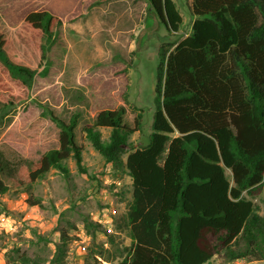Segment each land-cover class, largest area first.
<instances>
[{"label": "trees", "instance_id": "obj_1", "mask_svg": "<svg viewBox=\"0 0 264 264\" xmlns=\"http://www.w3.org/2000/svg\"><path fill=\"white\" fill-rule=\"evenodd\" d=\"M147 1L169 32L179 31L182 16L173 0ZM189 8L190 32L159 47L149 143L122 159L132 133L123 106L101 110L83 127L104 162L132 180L125 213L130 245L111 264H208L214 256L264 261V216L243 195L258 193L264 181V0H189ZM26 21L45 36L40 74H46V53L61 22L47 10L27 14ZM0 64L27 88L38 72L12 61L1 39ZM11 90L0 73V93ZM77 118L65 123L51 116L59 148L43 154L40 167L29 173L31 182L44 179L50 168L68 178L70 156L88 175L75 141ZM139 119L137 114L135 124ZM9 169L0 152V195L8 190L2 174ZM27 202L42 208L31 192Z\"/></svg>", "mask_w": 264, "mask_h": 264}, {"label": "rangeland", "instance_id": "obj_2", "mask_svg": "<svg viewBox=\"0 0 264 264\" xmlns=\"http://www.w3.org/2000/svg\"><path fill=\"white\" fill-rule=\"evenodd\" d=\"M173 1L182 16L176 33L166 29L147 0H0L3 49L12 61L38 71L27 88L0 64L12 86L0 93V152L10 168L2 174L8 190L0 195V217L15 222V231L0 228V264H27L21 255L38 264H111L126 255L131 177L104 162L83 127L101 110L123 106V122L132 133L122 159L149 143L159 47L186 36L194 20L189 0ZM42 10L61 22L46 53V74H40L45 36L26 21L27 14ZM72 115L78 117L75 141L88 175L79 173L70 156L68 178L50 168L44 179L31 182L29 173L40 167L43 154L59 148V128L51 116L68 123ZM28 192L42 208L28 204ZM243 195L264 216V181L258 193ZM89 220L98 225H88ZM208 264L264 261L224 262L214 256Z\"/></svg>", "mask_w": 264, "mask_h": 264}, {"label": "clouds", "instance_id": "obj_3", "mask_svg": "<svg viewBox=\"0 0 264 264\" xmlns=\"http://www.w3.org/2000/svg\"><path fill=\"white\" fill-rule=\"evenodd\" d=\"M15 222L11 220V218H3L0 217V228L8 230V231H15L13 224Z\"/></svg>", "mask_w": 264, "mask_h": 264}]
</instances>
